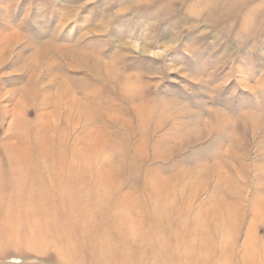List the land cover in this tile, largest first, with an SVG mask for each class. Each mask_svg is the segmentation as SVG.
I'll return each instance as SVG.
<instances>
[{
	"label": "rangeland",
	"instance_id": "rangeland-1",
	"mask_svg": "<svg viewBox=\"0 0 264 264\" xmlns=\"http://www.w3.org/2000/svg\"><path fill=\"white\" fill-rule=\"evenodd\" d=\"M0 96L2 193L20 138L50 197L101 194L50 204L52 236L0 239V264H264V0H0Z\"/></svg>",
	"mask_w": 264,
	"mask_h": 264
},
{
	"label": "bare ground",
	"instance_id": "bare-ground-1",
	"mask_svg": "<svg viewBox=\"0 0 264 264\" xmlns=\"http://www.w3.org/2000/svg\"><path fill=\"white\" fill-rule=\"evenodd\" d=\"M33 82L30 83V87H28L26 90H24L22 96H21V100L24 101V102H21V104H26V101L29 100V97L31 95L34 96V98H36V94H35V91L33 90ZM0 100H1V96H0ZM28 104V103H27ZM28 105H24V108H27ZM7 113H8V110H7ZM40 116V115H39ZM141 118V126H143L144 124V120L145 119H142L143 116L140 117ZM15 121L13 122L14 126L19 123L18 120L19 119H16L14 118ZM13 119V120H14ZM23 121V119H21ZM22 123L25 124V122L23 121ZM19 141L18 142H13L12 140H6V142L4 143V148L6 150V152H8V157H7V164H8V167H9V170H8V187H9V191L7 194H4L1 192V189H0V202L4 203V208H3V218H1L0 220V226H3L5 229H6V235H4L3 238H0L2 241H5V240H10V239H14L15 237H17V235L19 233H24V239L25 241H27V244H32L35 242V238H38V240L40 239H46V238H49L51 235V233L49 231H40V226L43 225L45 222H48L50 221L52 218H54L55 215H57V211H56V208H54V206H57L59 208H64L67 206V209H66V212L63 214L64 217H65V221L67 220V216H70L69 214H73V212H75V206H79V205H82L84 206H87L89 204H92V203H95L97 202L98 200L100 201V191L96 188V187H90L88 189H86L91 196L90 199H85V198H80L79 201H76V200H71L70 197H71V194L73 193V191H75V189L73 191H71L70 193H64L63 191L60 192L57 191L55 192V197H50L49 196V192L47 193L46 191H43L41 189V185L44 183L43 182V178H41V181L39 182H35L32 183L31 181H33V179L29 178L27 176V172L25 171L24 167H22L25 163L27 164L28 161L26 159V150H27V147L25 144H23L20 140V138H18ZM41 147V146H40ZM97 147V146H96ZM42 151L40 152V156H41V160L43 161V159L46 157L45 154H41ZM61 169V168H60ZM70 173V168H67V171L65 172V176L63 178H61L59 180V183L60 184H65L68 183L69 181H78L80 178H81V173L80 174H77V175H69ZM2 174H0V178L2 177L1 176ZM33 178H36L39 180L38 176H41V175H33V173L31 174ZM62 176V172L60 171V173L58 174L57 178H60ZM54 178V177H53ZM1 180V179H0ZM49 180V178H48ZM154 181V179L152 180ZM156 181V180H155ZM157 183V182H156ZM152 185V184H151ZM67 186V185H66ZM157 188V187H156ZM159 188V187H158ZM162 188V187H161ZM65 189V188H64ZM71 189V188H69ZM77 189V188H76ZM47 190V188H46ZM50 190V189H49ZM85 191V190H84ZM51 195H52V192H50ZM75 193V192H74ZM196 196V194H195ZM161 197V196H160ZM256 197V196H255ZM259 199V197H256ZM6 199V200H5ZM131 200V199H130ZM40 203H39V202ZM52 201V202H51ZM98 201V202H99ZM214 201V200H213ZM222 201V200H221ZM260 201V200H259ZM257 201V203L259 202ZM50 202V203H49ZM212 202V201H211ZM254 202V201H253ZM49 203V204H48ZM137 203V202H136ZM223 203H226L224 202V199H223ZM255 203H256V199H255ZM48 204V206H47ZM50 204L54 205V206H51ZM98 204V203H96ZM130 204V203H129ZM128 204V205H129ZM151 204V203H150ZM227 204V203H226ZM124 201L119 204L118 208H127L128 206ZM131 205V204H130ZM208 205V204H207ZM213 205V204H211ZM210 205V206H211ZM218 205V204H217ZM215 205V206H217ZM229 205V204H228ZM95 206V205H94ZM206 206V205H205ZM221 206H222V202H221ZM225 206V205H224ZM227 206V205H226ZM209 207V206H208ZM219 207V206H217ZM230 207V205L228 206ZM227 207V208H228ZM231 208V207H230ZM254 208V207H253ZM80 209V208H79ZM165 209V208H164ZM168 209V207H167ZM102 210V209H100ZM202 210V209H201ZM141 211V210H140ZM163 211V210H162ZM171 211V210H170ZM206 211V209L204 210ZM228 211V210H227ZM66 214V215H65ZM159 214H161V212H159ZM15 215L18 216V218H15ZM85 215L84 212H78V217L81 218ZM200 215V214H198ZM197 215V216H198ZM219 215V214H218ZM228 215V214H227ZM163 216V215H162ZM217 216V215H216ZM226 216V215H225ZM67 217V218H66ZM159 217V216H158ZM200 217V216H199ZM87 218V217H86ZM149 218V217H147ZM198 218V217H197ZM217 218V217H216ZM225 218V217H224ZM228 218H230L228 216ZM129 218L128 216H123L121 218L122 222L127 224V222L129 221ZM162 219V218H161ZM223 219V218H222ZM120 220V219H119ZM158 220V219H157ZM198 220V219H197ZM77 221V220H75ZM86 221V220H85ZM84 221V222H85ZM132 221V220H130ZM162 221V220H161ZM224 221V220H223ZM155 222H156V219H155ZM160 222V221H159ZM206 222V221H204ZM218 222V220H217ZM222 222V221H220ZM226 222V220L224 221V223ZM69 223V221H68ZM75 223V222H74ZM219 223V222H218ZM143 224V223H142ZM198 224V223H197ZM223 224V222H222ZM134 225V224H132ZM216 227H219L218 224H215ZM148 226V225H147ZM155 226V225H154ZM183 226V225H182ZM197 226V225H196ZM200 226V225H199ZM79 227V226H78ZM134 227V226H133ZM163 227V226H162ZM172 227V226H171ZM198 227V226H197ZM222 227V226H221ZM135 228V227H134ZM138 227L136 226L135 228V231ZM151 228V227H150ZM179 228V227H178ZM202 228V227H201ZM166 229V228H165ZM197 231L199 230L198 228H196ZM195 229V230H196ZM221 229V228H220ZM224 229V228H223ZM156 230V229H155ZM158 230V229H157ZM218 230V229H217ZM93 231V230H92ZM95 231V230H94ZM170 231H172L170 229ZM178 231V229H177ZM176 231V232H177ZM196 231V232H197ZM226 231V229H225ZM140 232V231H139ZM156 232V231H155ZM158 232V231H157ZM215 232V231H214ZM146 233V231H145ZM144 233V234H145ZM163 233V232H162ZM138 234V233H136ZM135 234V235H136ZM165 234V233H164ZM191 234V233H190ZM209 234V233H207ZM59 235H61L64 239H62L64 242L60 243V244H57V245H53V250L60 256V258H62V260H66L68 261L70 258V252H69V243H70V240L68 239V237H66V235L64 234V232H59ZM147 235V234H145ZM187 236V235H186ZM225 236V235H224ZM229 236V235H228ZM19 237V236H18ZM137 237V236H135ZM135 237H132V238H135ZM207 237H210V236H207L206 235V238ZM227 237V236H226ZM179 237H177L178 239ZM182 238V237H181ZM180 238V239H181ZM200 238V237H199ZM205 238V237H204ZM205 238V239H206ZM221 238V236H220ZM93 241L88 245V249L90 252H94L96 249L99 250V256L97 258L100 257L101 259V256H102V259L104 260H109V258L113 260H115V257L112 255L111 256V252L108 256H106L105 254H103V252L105 251V253L107 252L108 248H106V246H100L99 243L100 242H104V241H107V235L106 234H102L101 235V238L99 239L100 241H98V245L97 243L94 242V238H92ZM156 237L154 238V241H155ZM175 239V238H174ZM8 240V241H9ZM20 240V239H18ZM135 240V239H134ZM164 240V239H163ZM167 240V239H166ZM176 240V239H175ZM174 240V241H175ZM17 241V240H16ZM193 241H196L193 240ZM200 241V240H199ZM198 241V242H199ZM248 241V239H247ZM160 242V241H159ZM166 242V241H164ZM184 242V241H183ZM222 242V241H221ZM250 242V241H248ZM17 243V242H16ZM144 243V242H143ZM153 243V242H152ZM168 243V242H167ZM180 243V242H179ZM191 243V242H190ZM208 243H209V240H208ZM212 243V242H211ZM182 244V243H181ZM180 244V245H181ZM193 245V243H191ZM190 244V245H191ZM250 244V243H249ZM29 245V246H30ZM148 245V244H147ZM155 245V244H153ZM175 245V244H174ZM186 245V244H185ZM196 245V244H194ZM177 246V245H175ZM254 246V245H253ZM250 247V246H249ZM124 248V246H123ZM164 248V247H163ZM169 248V247H168ZM186 249L189 250V245H186L185 246ZM196 248V247H195ZM226 248V246H225ZM252 248V247H251ZM172 249V248H171ZM210 250V248H208ZM250 249V248H249ZM253 249V248H252ZM251 249V250H252ZM161 250V249H160ZM174 251V249H172ZM195 250V249H194ZM250 250V251H251ZM264 250V249H263ZM112 251V249H111ZM164 252V250H162ZM166 251V250H165ZM184 251V250H183ZM249 251V250H248ZM178 251H176L177 253ZM190 254L192 251H188ZM195 252V251H194ZM210 252V251H209ZM225 252V251H224ZM252 252V251H251ZM76 253V252H75ZM74 253V254H75ZM188 253V254H189ZM196 253V252H195ZM208 253V252H207ZM226 253V252H225ZM245 253V252H244ZM103 254V255H102ZM107 254V253H106ZM127 254V253H126ZM167 254V253H166ZM174 254V253H173ZM178 254V253H177ZM193 254V253H192ZM210 253H208L209 255ZM221 254V253H220ZM224 254V253H223ZM232 254V252H231ZM164 255V254H163ZM187 255V254H185ZM243 255V254H242ZM248 255V254H246ZM111 256V257H109ZM180 256V255H178ZM188 256V255H187ZM253 256V255H252ZM162 257V256H161ZM183 257V256H181ZM185 258H187L186 256H184ZM204 257L206 258L207 256L204 255ZM204 257H203V262H204ZM244 257V256H243ZM246 257V256H245ZM256 257V256H255ZM209 258V257H208ZM232 258V257H231ZM251 258V257H250ZM254 258V257H253ZM96 259V258H95ZM160 259V258H159ZM162 259V258H161ZM179 259V258H178ZM181 259V258H180ZM225 259V258H224ZM165 260H168L165 259ZM99 261V259H98ZM118 261H120V259H118ZM163 261V259H162ZM170 261V260H169ZM183 261H184V258H183ZM205 261H207L205 259ZM247 261V260H246ZM245 261V263H246ZM249 261V260H248ZM256 261V260H255ZM150 262V261H149ZM154 262V261H153ZM152 262V263H153ZM158 262V260H157ZM182 262V261H181ZM203 262H199L201 264H203ZM163 263V262H162ZM168 263V262H167ZM229 263V262H228ZM251 263V262H250ZM254 263V262H253ZM261 263V262H260ZM259 263V264H260ZM158 264V263H157ZM247 264V263H246ZM255 264V263H254Z\"/></svg>",
	"mask_w": 264,
	"mask_h": 264
}]
</instances>
